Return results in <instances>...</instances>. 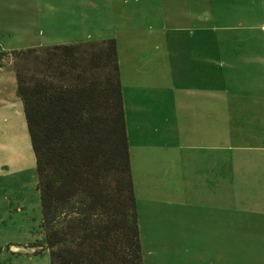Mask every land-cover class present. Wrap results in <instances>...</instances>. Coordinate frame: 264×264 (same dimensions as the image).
Wrapping results in <instances>:
<instances>
[{
  "label": "crops",
  "instance_id": "0c3cea01",
  "mask_svg": "<svg viewBox=\"0 0 264 264\" xmlns=\"http://www.w3.org/2000/svg\"><path fill=\"white\" fill-rule=\"evenodd\" d=\"M103 2L112 13V35L89 26L94 20L88 10L94 11L95 2L87 0L77 14V9L62 10L58 1L49 3L47 18L66 29L48 43L116 39L115 0ZM177 2L176 8L161 7L168 26L138 29L144 41L160 39L162 62L165 53L173 58L166 70L179 81L177 90L161 88L162 101L171 99L183 115L180 149L162 157L175 161L177 216L175 232L151 233L160 240V264H173L174 255L178 264H264V0ZM122 98L124 106L123 90ZM27 148L15 73L0 63V159L11 160L16 180L24 175ZM129 155L139 231L140 199L148 201L149 230L155 226L148 217L155 197L135 176L130 150ZM12 261L18 264L17 258Z\"/></svg>",
  "mask_w": 264,
  "mask_h": 264
},
{
  "label": "trees",
  "instance_id": "16d2710c",
  "mask_svg": "<svg viewBox=\"0 0 264 264\" xmlns=\"http://www.w3.org/2000/svg\"><path fill=\"white\" fill-rule=\"evenodd\" d=\"M11 65L50 264H143L115 39L15 49Z\"/></svg>",
  "mask_w": 264,
  "mask_h": 264
},
{
  "label": "rangeland",
  "instance_id": "374dc122",
  "mask_svg": "<svg viewBox=\"0 0 264 264\" xmlns=\"http://www.w3.org/2000/svg\"><path fill=\"white\" fill-rule=\"evenodd\" d=\"M58 1L62 10L77 9V14L87 8V0H0L2 64L12 68L15 49L50 45L48 42L51 37L64 33V24L58 21H51V24L47 18L49 3L54 5ZM90 1L96 4L94 11L88 10L94 20L89 26L98 32L112 35L110 7H103L104 0ZM113 4L114 34L125 101L129 150L137 167V171L134 169L133 172L141 179L146 192H153L155 197V201L151 202L153 208L149 209L148 214L155 221V226L149 230H146L144 222L148 212L145 202L148 201L142 202L140 199L138 204L142 262L160 264V240L153 239L151 233L158 235L162 231L175 232L177 216L175 161L162 157L166 154L175 155L180 149L178 121L182 120L183 115L177 111V105L171 99L166 97L168 104L162 101L161 88L167 90L170 86L177 90V79L172 81L171 72L166 70L173 58L165 53L162 62L160 39L144 41L138 29L145 26L154 29L163 27L161 25L168 26L162 22L161 7L169 4V7L176 8L178 2L115 0ZM148 10L150 15L145 14ZM25 159L24 175L21 174L17 180L12 172L11 160L8 163L7 159H0V236L5 238L0 240V263L11 264L12 259L17 258L15 263L18 264H50L44 232L40 226L41 209L36 189L35 158L31 148H27ZM172 163L174 166H166ZM173 264H178L176 255L173 256Z\"/></svg>",
  "mask_w": 264,
  "mask_h": 264
}]
</instances>
